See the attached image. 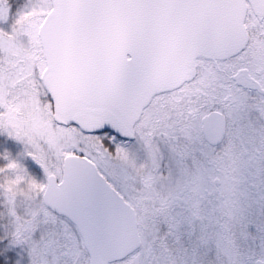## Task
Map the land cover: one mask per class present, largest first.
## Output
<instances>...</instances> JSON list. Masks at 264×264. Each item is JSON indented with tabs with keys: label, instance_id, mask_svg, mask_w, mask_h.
I'll list each match as a JSON object with an SVG mask.
<instances>
[{
	"label": "snow or ice",
	"instance_id": "obj_1",
	"mask_svg": "<svg viewBox=\"0 0 264 264\" xmlns=\"http://www.w3.org/2000/svg\"><path fill=\"white\" fill-rule=\"evenodd\" d=\"M0 264H264V0H0Z\"/></svg>",
	"mask_w": 264,
	"mask_h": 264
},
{
	"label": "rangeland",
	"instance_id": "obj_2",
	"mask_svg": "<svg viewBox=\"0 0 264 264\" xmlns=\"http://www.w3.org/2000/svg\"><path fill=\"white\" fill-rule=\"evenodd\" d=\"M7 151L12 157L17 158L24 164L28 171L37 179H41L43 176L39 165L36 164L30 157L22 155L24 151V145L12 138H9L4 133H0V164L5 161L3 159V153Z\"/></svg>",
	"mask_w": 264,
	"mask_h": 264
}]
</instances>
